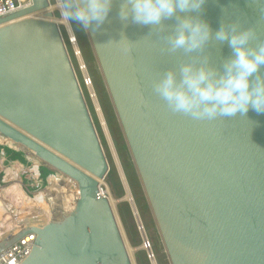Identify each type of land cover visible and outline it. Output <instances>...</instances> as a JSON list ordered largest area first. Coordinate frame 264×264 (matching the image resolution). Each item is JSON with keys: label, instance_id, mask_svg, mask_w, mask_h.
Returning <instances> with one entry per match:
<instances>
[{"label": "water", "instance_id": "obj_1", "mask_svg": "<svg viewBox=\"0 0 264 264\" xmlns=\"http://www.w3.org/2000/svg\"><path fill=\"white\" fill-rule=\"evenodd\" d=\"M123 2L86 32L170 264H264V113L197 121L171 111L153 86L197 54L168 52L175 17L163 30L122 21ZM48 8L30 0L0 18V134L73 179L80 202L6 238L0 253L35 233L21 264H133L100 192L108 162ZM198 15L213 33L238 22L264 42V0H206ZM207 52L217 66L232 55L227 42Z\"/></svg>", "mask_w": 264, "mask_h": 264}, {"label": "clouds", "instance_id": "obj_2", "mask_svg": "<svg viewBox=\"0 0 264 264\" xmlns=\"http://www.w3.org/2000/svg\"><path fill=\"white\" fill-rule=\"evenodd\" d=\"M206 0H124L120 19L163 30L164 20L177 23L167 37L170 53L197 54L176 70L165 72L153 86L154 92L175 113L193 120H215L243 116L249 109L264 113V42H255L254 28L242 29L238 22L222 24L213 33L198 13ZM60 15L88 30L107 19L112 0H62ZM197 13V15H191ZM227 42L232 55L220 66L207 52L209 44Z\"/></svg>", "mask_w": 264, "mask_h": 264}, {"label": "rangeland", "instance_id": "obj_3", "mask_svg": "<svg viewBox=\"0 0 264 264\" xmlns=\"http://www.w3.org/2000/svg\"><path fill=\"white\" fill-rule=\"evenodd\" d=\"M61 2L62 0H49V6L53 7L58 3L61 4ZM49 11L52 12L53 19L61 17L59 9L52 8L49 9ZM58 24H60L59 30L61 32L66 50L68 52L77 79L79 81L82 94L84 96L86 105L88 107L90 116L92 118L97 135L99 137L101 146L108 162V172L105 175L103 181H101L100 183L101 188H103L105 192V189L108 186L113 197L119 200L122 199L125 195V187L127 186L130 191L132 202L135 206V213L133 209H131L130 202L126 200H122L115 203L113 207L123 237L125 239L128 252L132 248H135L134 250L132 249L133 251L131 250L129 252L132 263L151 264L148 250L147 248H143V246L146 247L145 245L148 244V248L152 249L151 251L156 259L157 264H170L155 219L153 217L143 187L141 185L129 147L121 129L119 120L117 118L113 103L106 88L97 60L95 58V54L88 38L86 29L81 28L75 22L69 23V26L74 34V38L76 39L75 41H71L72 38L69 37L66 27L61 23ZM73 42L75 43V45ZM77 52H79V54H76ZM78 55L81 58V61H78ZM81 65L84 67L83 70L81 69ZM86 74L87 76H89L92 86L86 87L84 85L83 75ZM91 90H93V93L95 95L94 97L96 98L97 104L99 105V108L101 110V114L105 123V128L101 125L100 119L96 113L95 103L90 93ZM106 132L109 136V139L106 135ZM4 141H7V143L13 145V143H11V141L7 139H4ZM111 147H113L114 154L116 157L112 155ZM11 155L13 154L11 153ZM19 155L20 154L16 155V157H19ZM31 156L35 157L33 155ZM21 161L23 162V160ZM37 163L38 162H35V164ZM35 167L36 166H34V169L36 170ZM41 169L44 170V172L53 170L50 166H45ZM120 170L122 172V176L119 173ZM41 177L37 178L36 183H42ZM65 178V184L68 183L69 186L60 187V185L58 184L59 182H51L55 184V188L58 190L60 195L55 200L57 201V205L62 203L64 204V206H66L67 203L76 195L77 187H74V183L71 179L67 177ZM50 179L51 178L49 177V181ZM41 192L42 190L35 191L34 197L28 198L25 192L18 190V199L15 205L18 206V209L20 211L27 210L28 207L31 205H38L34 214L26 217L27 220H32L33 222L36 221L37 223H41L48 215L56 212L57 208L54 209L49 199H45L43 193ZM106 195L108 197L107 192ZM26 198H28V200ZM136 216L138 217L143 230L138 227ZM13 222L15 224L21 223H16L15 221ZM1 231H3V229H1Z\"/></svg>", "mask_w": 264, "mask_h": 264}, {"label": "built area", "instance_id": "obj_4", "mask_svg": "<svg viewBox=\"0 0 264 264\" xmlns=\"http://www.w3.org/2000/svg\"><path fill=\"white\" fill-rule=\"evenodd\" d=\"M28 5H30V0H0V18L5 17L22 8H25ZM57 25L59 26L60 24ZM81 69L83 70L84 67ZM83 76H84L83 77L84 85L88 87L89 85H91L89 76L88 78L85 77V75ZM87 80L90 82H88ZM9 146L13 147L12 145L6 142H2L1 134H0V182H1L0 188L8 183L17 181L19 183L17 186L19 190L25 192L28 198H33L35 191L47 189V187L49 186V182H48L49 177L51 176L60 179V182L58 183L60 186L63 187L69 186L68 183L65 184L66 182V178L64 176L65 174L54 169L52 171L44 172V170H42L41 168H44L45 166H49V165L39 160L37 157H32L31 156L32 153L29 154L28 153L29 151L24 150L22 148L20 151L15 150L14 154L16 155L20 154L19 157L18 156L16 157V155H14L13 153L12 156H10L9 154L7 155L5 149L6 150L11 149L9 148ZM21 160H23V162ZM35 162L39 163L38 166L36 167V170L34 169ZM10 167H15V171L17 170L15 178H11V176L6 172L8 169H10ZM7 176L8 178H6ZM39 177L42 178V183H36V180ZM72 182L74 183V187L76 186L78 189L77 183L74 180H72ZM46 192L47 193H45L44 198L48 200V198H50L52 194L51 191H48V189ZM100 192L102 195H104L101 189ZM52 205L54 209L57 208V210L59 209L61 210V212L64 211V213H62L63 215L67 212V209L62 203L57 205V201H54ZM11 208L12 210L9 212L15 214V209H16L15 205L14 204L11 205ZM57 219H54L53 221H46L39 228H42L46 224L50 222H54ZM28 226H33V224L26 225L24 227H28ZM24 227H22L21 229H23ZM14 234L15 233H13L12 235ZM12 235H5L6 237L0 236V242H3L6 238L11 237ZM35 238H36L35 233H27L23 237L19 238L17 241L10 244L8 248H6L4 251L0 253V264H21L23 260L29 255L34 245ZM145 246H147V248L149 247L148 244H146Z\"/></svg>", "mask_w": 264, "mask_h": 264}, {"label": "bare ground", "instance_id": "obj_5", "mask_svg": "<svg viewBox=\"0 0 264 264\" xmlns=\"http://www.w3.org/2000/svg\"><path fill=\"white\" fill-rule=\"evenodd\" d=\"M59 2V1H58ZM60 4L58 3V4H56V5H54L53 7H51V6H49V8H48V10L49 9H52V8H56V9H59L60 10ZM44 14H45V12H38V13H35V14H32L31 15V17L33 16V17H39V18H42V17H44ZM51 19L54 21V22H56L57 24L58 23H61V24H63L65 27H66V30H67V33H68V35H69V37H71L72 39H71V41H75L76 39L74 38V34H73V32H72V30H71V28H70V26H69V23H68V21H65L62 17H60V18H54L53 19V17H51ZM70 41V42H71ZM74 43V42H73ZM74 45H75V43H74ZM75 48H76V46H75ZM81 53V52H80ZM76 54H79V52H77ZM77 56V55H76ZM78 61H81V58L78 56ZM81 68H83V66L81 65ZM84 74H85V72H84ZM85 77H87L88 78V76H87V74L85 75ZM90 80V79H89ZM88 81V80H87ZM91 81V80H90ZM90 81H88V82H90ZM89 86H92V85H89ZM88 86V87H89ZM91 96H92V99H93V101H94V103H95V110H96V113H97V115H98V117H99V119H100V123H101V125L102 126H104V128H105V123H104V119H103V117H102V114H101V110H100V108H99V105L97 104V100H96V98L94 97L95 95H94V93H93V90H91ZM106 135L108 136V134H107V132H106ZM3 138H5V139H7V140H9V141H11L10 139H8L7 137H5V136H3V135H1ZM108 139H109V136H108ZM110 141V140H109ZM12 142V141H11ZM12 143H14V142H12ZM14 144H16L18 147H20L21 149L23 148V146L20 144V143H14ZM111 146H112V144H111ZM112 149V155L114 156V157H116L115 156V154H114V149H113V147H111ZM29 151V150H28ZM29 154H31L32 152H28ZM31 155H33L34 156V154H31ZM36 157V156H35ZM114 159V158H113ZM115 161H117V160H115ZM38 164L39 163H37V164H34V166H38ZM117 164H118V162H117ZM119 166V165H118ZM35 167V168H36ZM119 169H120V167H119ZM118 169V170H119ZM13 170V171H12ZM15 167H10V169H8L6 172L11 176V178H15V176H16V172H17V170L15 171ZM13 173H15V174H13ZM120 174H121V176H122V172H121V170H120V172H119ZM65 177H66V175H64ZM6 178H8V176L6 177ZM54 178V177H53ZM56 178V177H55ZM67 178H69V179H71L70 177H68L67 176ZM57 180H59L58 178H56ZM56 179H50V181H49V186L47 187V189H48V191H51V196H50V198H48L49 199V201H50V203L51 204H53V202L60 196L59 195V192H58V190L55 188V186L54 185H52L51 184V182H54ZM71 180H73V179H71ZM100 183H101V181H100ZM18 182L17 181H14V182H11V183H8V184H6V185H4L3 187H1L0 188V236L2 237V236H4V237H6L5 235H12L13 233H17L18 231H20L21 230V228L22 227H24V226H26V225H31V223L30 222H26L27 221V219H26V217H28V216H31V215H33L34 214V212H35V210L37 209V207H38V205H31V206H29L28 207V209L27 210H25V211H20L19 209H18V206H16L15 205V203L17 202V199H18V190H19V188L17 187L18 186ZM100 186H101V184H100ZM61 187V186H60ZM47 189L46 190H42V192L41 193H43V195H45V193H47L46 191H47ZM101 191H102V193L107 197V195H106V192H107V194H108V199H109V201H110V203H111V205H112V207H114V204L115 203H117V202H119V201H122V200H126V201H129L130 202V206H131V209H133V211H134V213H135V206H134V203L132 202V198H131V195H130V191H129V189L127 188V186L125 187V195L123 196V198L122 199H116V198H114L113 197V195L111 194V192H110V190H109V188H108V186L106 187V189H105V192H104V190H103V188H101ZM41 193H40V195H41ZM40 195H39V197H40ZM54 195V196H53ZM27 200H28V198H26ZM40 201V200H39ZM78 202H80V199H79V192H78V189H76V195L67 203V205L65 206V208L67 209V212L69 211V209L71 210L73 207H75V205L76 204H78ZM15 205V207H16V209H15V214L14 213H10L9 211H11L12 210V208H11V205ZM7 211V212H6ZM62 213H64V211H62L61 212V210H58V211H56V212H54V213H51L50 215H48L42 222H41V225L43 224V223H45L46 221H53L54 219H57V218H59V217H61L63 214ZM137 217V216H136ZM13 221H15L16 223H18V222H21L20 224H15ZM23 222V223H22ZM137 223H138V227L141 229V230H143L142 229V225H141V223H140V221H139V219H138V217H137ZM4 226V227H2L1 228V226ZM40 225V226H41ZM40 226H38V227H40ZM1 229H3V231H1ZM27 234V233H26ZM143 248H147V246L146 247H144L143 246ZM150 248H151V246H150ZM133 249V248H132ZM131 249V250H132ZM135 249V248H134ZM133 249V250H134ZM130 250V249H129ZM130 250V251H131ZM132 250V251H133ZM137 250V249H136ZM147 250H148V253H149V258H150V263L151 264H157L156 263V259H155V257H154V255H153V253H152V249H149V248H147ZM129 251V252H130ZM132 253V252H131Z\"/></svg>", "mask_w": 264, "mask_h": 264}, {"label": "crops", "instance_id": "obj_6", "mask_svg": "<svg viewBox=\"0 0 264 264\" xmlns=\"http://www.w3.org/2000/svg\"><path fill=\"white\" fill-rule=\"evenodd\" d=\"M4 139H5V138H4ZM4 139H3V137H1V141L7 143V141H4ZM11 143H12V142H11ZM8 144H9V143H8ZM12 146H13V147H10V146H9V148H11V149H8V151L5 149V152H6L7 155L9 154L10 156H12L11 153L14 154V153H15V150H18V151L21 150V148L18 147V146H17L16 144H14V143H13ZM9 160H10V158H9Z\"/></svg>", "mask_w": 264, "mask_h": 264}, {"label": "trees", "instance_id": "obj_7", "mask_svg": "<svg viewBox=\"0 0 264 264\" xmlns=\"http://www.w3.org/2000/svg\"><path fill=\"white\" fill-rule=\"evenodd\" d=\"M51 179H56L55 177L53 178L52 176L50 177ZM55 182H60V179L59 180H55ZM52 185H54L55 186V184H53V183H51ZM45 215H48V214H45ZM26 222H30L31 224H33V226H35V227H38V226H40L41 225V223H37L36 221H32V220H27ZM2 227H4L3 225L1 226V228Z\"/></svg>", "mask_w": 264, "mask_h": 264}]
</instances>
